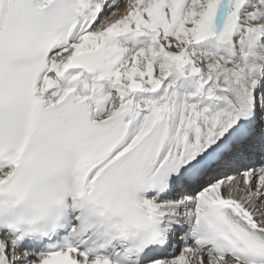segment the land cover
<instances>
[{"label":"snow or ice","instance_id":"1","mask_svg":"<svg viewBox=\"0 0 264 264\" xmlns=\"http://www.w3.org/2000/svg\"><path fill=\"white\" fill-rule=\"evenodd\" d=\"M0 264H264V0H0Z\"/></svg>","mask_w":264,"mask_h":264}]
</instances>
